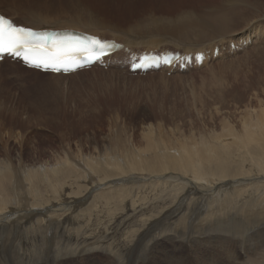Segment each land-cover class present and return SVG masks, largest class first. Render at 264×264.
I'll use <instances>...</instances> for the list:
<instances>
[{
  "label": "bare ground",
  "instance_id": "1",
  "mask_svg": "<svg viewBox=\"0 0 264 264\" xmlns=\"http://www.w3.org/2000/svg\"><path fill=\"white\" fill-rule=\"evenodd\" d=\"M54 1L1 0L0 14L31 29L97 36L104 48L123 44L104 58L107 71L123 69L132 62L125 55L138 56L144 50L206 51L209 54L200 64H192L201 69L264 46V24L259 22V14L264 17L263 0H226L215 7L218 13L223 8L221 15L196 13L200 8L178 9L181 12L171 20L151 21V26L141 29L121 27L78 1L57 0V6ZM101 1L111 6L109 2L115 0ZM245 2L248 8L255 5L258 14L242 16ZM236 15L242 17L237 26L232 24ZM142 36L147 39L140 41ZM5 60L4 66L17 77L31 81L32 74L49 87L82 73H43L22 67L18 60ZM170 70L185 72L178 66L147 72ZM215 70L216 66L209 73ZM251 104L242 107L235 127L223 119L213 136L199 133L196 138L177 130L162 133L160 127L147 125L138 143L120 129L108 142L90 140L91 146H85L79 139L74 146L61 145L50 158L46 154L27 157L23 140L12 155L8 141L15 125H1L0 264H159L160 258L163 264L165 260L184 264L177 253L192 244L201 245L203 257L211 241L227 250L225 242L234 245L242 233L239 217L264 218V99ZM11 107L6 110L0 100V121L8 112L11 123L22 125L18 117L24 106ZM246 254L233 251L231 264H264V247L241 262ZM195 259L194 264L204 263L198 256ZM217 264L225 263L221 259Z\"/></svg>",
  "mask_w": 264,
  "mask_h": 264
},
{
  "label": "rangeland",
  "instance_id": "2",
  "mask_svg": "<svg viewBox=\"0 0 264 264\" xmlns=\"http://www.w3.org/2000/svg\"><path fill=\"white\" fill-rule=\"evenodd\" d=\"M74 1L91 8L109 20L121 23V27L127 25L141 29V27L147 28L146 25H152L155 21L171 20L185 9L200 8L196 13L208 11L207 14L217 15L218 8L215 7L226 0H115L109 2L111 6L101 0ZM54 4L57 6L59 3L55 0ZM244 7L246 12L243 8L242 16L253 17V13L258 14L254 10L257 9L255 5L251 4L248 8L245 2ZM178 9L182 10L177 11ZM230 10L232 9L229 8V14ZM219 11H222L219 12L221 14L224 13L223 8ZM219 13L218 15H221ZM259 16L260 24H264L263 15L259 14ZM240 19L242 20V17L239 15L234 16L232 24L240 25ZM146 39V36L139 37L140 41ZM247 54L249 56H246ZM222 60L201 69L189 67L184 70L185 72L178 74H173L171 71L159 74H154L156 72L131 74L124 68L127 69V65H122L124 70L118 68L107 71V65L106 68L95 67L94 71L86 73L83 71L89 69L82 70L80 72L83 74L61 79L58 86L49 87L43 85L37 78L35 80L31 73L33 78L31 81L27 79L28 76H26L27 81L21 75L17 77L15 71L9 66H4L3 62L6 61L4 59L0 62V100L6 110L11 109L13 107L11 105H21L25 109L18 117L22 125L11 123L7 112L2 117L0 126L15 125L13 136L8 141L12 155L15 153L13 148L17 147L18 141L23 140L25 145L23 153L33 158L41 154L50 158L54 150H61V145L74 146L79 143V139L85 146H91L90 140L99 144L108 142L120 129V132L129 136L132 142L138 143L142 127L147 125L160 127L164 131L162 133L177 130L185 135H194L196 138L199 133L213 136L220 131L218 129L221 128V120H229L228 122L235 127L244 105L252 103L251 106H254L258 98L264 99V65H261L264 62V46L254 51L248 48L246 54L239 52ZM230 62L233 64L231 65ZM214 66L216 72L209 73V69ZM214 107H218V112ZM5 137L7 138V135ZM239 218L242 235L238 234L239 237L236 238L235 243L233 242L234 245L225 242L228 245L227 250L222 248V244L211 241L208 243L209 253H203L207 256H202L201 245L194 246V244L177 254L185 259L186 264H194L195 256L204 261V263L198 262L199 264H210L209 262L217 264L221 259L225 264H231L233 251L240 249L245 254L248 253L240 258L241 262H247L250 253H254L255 256V250L264 247V218H251L253 222L249 221L248 216ZM158 262L163 264L161 258ZM165 264L171 262L165 260Z\"/></svg>",
  "mask_w": 264,
  "mask_h": 264
},
{
  "label": "snow or ice",
  "instance_id": "3",
  "mask_svg": "<svg viewBox=\"0 0 264 264\" xmlns=\"http://www.w3.org/2000/svg\"><path fill=\"white\" fill-rule=\"evenodd\" d=\"M35 36L36 34L32 31L17 28L3 16H0V54L6 53L8 55L20 56L23 53L26 63H31L28 59L29 57H44L49 50L47 39H33ZM103 55V49H100L91 59L99 60ZM42 64L46 67H51L52 71H60L59 67H53L46 60H41L31 66L39 68ZM64 70L68 71L67 68Z\"/></svg>",
  "mask_w": 264,
  "mask_h": 264
}]
</instances>
